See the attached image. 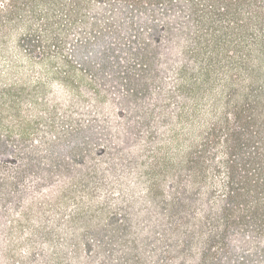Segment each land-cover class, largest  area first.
Masks as SVG:
<instances>
[{"label":"rangeland","instance_id":"obj_1","mask_svg":"<svg viewBox=\"0 0 264 264\" xmlns=\"http://www.w3.org/2000/svg\"><path fill=\"white\" fill-rule=\"evenodd\" d=\"M0 264H264V0H0Z\"/></svg>","mask_w":264,"mask_h":264}]
</instances>
